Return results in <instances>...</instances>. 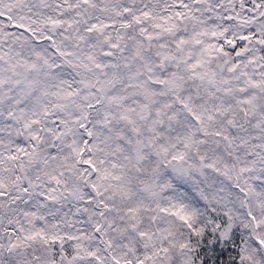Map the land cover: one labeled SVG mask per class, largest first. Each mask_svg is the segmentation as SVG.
<instances>
[{"label": "snow or ice", "instance_id": "1", "mask_svg": "<svg viewBox=\"0 0 264 264\" xmlns=\"http://www.w3.org/2000/svg\"><path fill=\"white\" fill-rule=\"evenodd\" d=\"M0 264H264V0H0Z\"/></svg>", "mask_w": 264, "mask_h": 264}]
</instances>
